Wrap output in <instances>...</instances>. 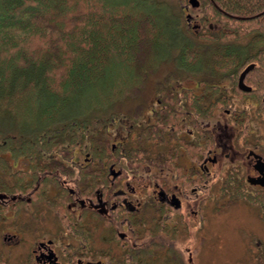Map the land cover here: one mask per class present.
Wrapping results in <instances>:
<instances>
[{"label":"flooded vegetation","instance_id":"af4514ba","mask_svg":"<svg viewBox=\"0 0 264 264\" xmlns=\"http://www.w3.org/2000/svg\"><path fill=\"white\" fill-rule=\"evenodd\" d=\"M247 50L248 91L237 85L247 64L209 82L190 71L188 85L162 83L150 102L56 136L50 150L0 153V231L8 252L18 247L14 264H200L209 213L238 203L264 213L259 59Z\"/></svg>","mask_w":264,"mask_h":264},{"label":"trees","instance_id":"16d2710c","mask_svg":"<svg viewBox=\"0 0 264 264\" xmlns=\"http://www.w3.org/2000/svg\"><path fill=\"white\" fill-rule=\"evenodd\" d=\"M199 9L203 26L217 24L218 17L225 19L220 26L235 23L237 34L232 29L230 35L240 38L251 31L264 37V0H203ZM181 11L174 12L165 0H0V123L19 134L13 136L5 127L0 153L52 149L54 137L77 134L92 107L118 101L138 86L148 67L170 58L174 50L180 69L204 72L208 66L211 73L227 68L237 74L247 62L250 43L220 44L226 35L222 29L216 34L207 30L206 39L196 43L181 29ZM260 51L259 64L250 72L264 119V49ZM139 60L144 63L135 70ZM35 87L43 98L39 108ZM91 96L106 100L91 107ZM19 112L33 122L21 120ZM249 199L260 201L261 195Z\"/></svg>","mask_w":264,"mask_h":264},{"label":"rangeland","instance_id":"374dc122","mask_svg":"<svg viewBox=\"0 0 264 264\" xmlns=\"http://www.w3.org/2000/svg\"><path fill=\"white\" fill-rule=\"evenodd\" d=\"M165 1L173 6V10L176 13H180V9H183V11H181V14L183 17L184 26H181V29L183 32L186 31L187 34L190 35V37H193L194 42L196 43H202L203 40L206 39L205 37L208 35V33L206 34L205 32H207V30H210L211 33L214 32L216 34V30L217 32H219V30L222 29L224 33H226V35L218 40V43L220 44L228 42L242 44L250 43L255 47V51H260L261 48L262 50L264 49V37L255 36V33L251 31L245 37L240 38H237L234 35H230L232 29L235 30V35L237 34V26H234L235 23H233V26L229 24L230 27L220 26L221 23H225V19H218V17L215 18L218 22L217 24L206 22L205 26H201L198 34H193L188 28V26L190 25L188 24L185 16L187 13H190L192 15H196V17L198 14V17L201 18L203 16L201 9L196 8L197 6L192 7L189 4L188 0ZM200 1L201 3L203 2V0ZM131 16L132 15L130 14L128 18H131ZM138 27L140 28V26ZM204 33L206 34V36ZM192 51H194V49ZM174 55L176 57V50L173 51L170 58L164 59L155 67H148L150 69H148L146 72H143V77L141 78L138 86L128 89V92L124 93V95H126L127 97H125L123 100L119 99L118 101L117 99H115V103H113L112 105H108L107 108L104 107L103 109H93V104L100 103L97 101H105L106 99L98 100L97 96H91L89 101L91 103L92 109L87 112V115L89 116L87 123H96L99 126L102 120L108 117L109 113L116 114L135 107L133 104L140 98H143V100L148 99V102H150L149 98L152 95V89L157 86H162V83H166L167 81L174 82L173 84L184 82V84L188 85V83H191L190 80L192 79L188 78L189 75L187 74V72L201 71L194 68L180 69L176 65ZM209 55L213 57L212 54ZM143 63L144 60L135 62L133 64L135 70L142 66ZM246 64L247 63H245V65ZM208 70V66H206V69L204 71L206 82H209L211 78H213L211 77V75H209L210 72ZM219 73L223 74L225 73V70H219ZM112 76L113 75L108 72V81L113 79ZM217 81L228 83V80H222V78H215L214 82ZM17 83H20V81H18ZM35 89L37 90V92L35 93L34 103L35 107L39 108L40 103L43 99L40 97L42 93L39 91V89H37V87H35ZM117 90L118 88L112 89V95H114L113 93H115ZM110 97L107 98V101H109L108 99H110ZM113 101L111 100V102ZM254 111L260 117H257L259 120L256 119L260 122L254 121V134H259L262 128V131H264V127H262L264 126V119L262 116H260L258 111ZM18 114L21 116V120H28L33 122L34 118L25 114H21L20 112ZM261 120H263V123ZM5 127H7L8 132L10 131L9 133L13 134V136H19L17 132L18 130L11 128L9 124L0 123L1 135L2 131L5 130ZM14 139H16L15 141H17L15 144H18L20 138L16 137ZM16 156L17 155H14V157ZM4 165L5 162L3 159L2 166ZM205 233V243L203 251L200 255V264H264V213H262V211L257 206L238 203L235 205L222 207L220 210L217 209V212L209 213L205 227ZM16 249H18V247H15L11 252H8V248L1 237L0 231V259L2 258L6 260L0 262H3V264H14L13 257L9 254H14V252L17 251Z\"/></svg>","mask_w":264,"mask_h":264},{"label":"water","instance_id":"95a60500","mask_svg":"<svg viewBox=\"0 0 264 264\" xmlns=\"http://www.w3.org/2000/svg\"><path fill=\"white\" fill-rule=\"evenodd\" d=\"M189 4L192 6V7H196L198 6L199 4V1L198 0H188ZM237 17V16H236ZM242 18H245V17H242ZM253 67V64H247L242 70L241 72L239 73V76H238V87L241 89V90H244V91H248L250 89L249 86H247L244 81H243V78L245 76V74L247 73V71H249L251 68Z\"/></svg>","mask_w":264,"mask_h":264}]
</instances>
